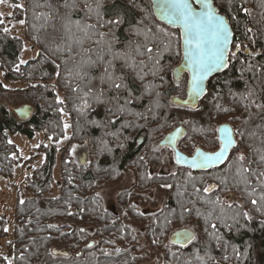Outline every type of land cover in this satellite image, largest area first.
<instances>
[{
  "label": "trees",
  "instance_id": "trees-1",
  "mask_svg": "<svg viewBox=\"0 0 264 264\" xmlns=\"http://www.w3.org/2000/svg\"><path fill=\"white\" fill-rule=\"evenodd\" d=\"M12 1L24 39L5 31L0 15V177H12L20 160L9 135L43 133L50 142L25 162L45 156L15 204L0 264H264V0H212L234 42L228 69L196 108L173 103L187 92L188 78L173 75L181 36L156 19L150 0ZM25 41L38 55L21 63ZM23 106L33 108L27 121L15 115ZM221 125L232 127L236 146L208 172L177 167L159 147L183 128L181 153H213ZM74 145L86 148L84 166ZM168 162L172 173L159 175ZM127 174L132 186L106 207L101 190ZM7 225L0 218V241ZM185 229L193 241L172 245ZM141 236L155 251L149 260Z\"/></svg>",
  "mask_w": 264,
  "mask_h": 264
},
{
  "label": "snow or ice",
  "instance_id": "snow-or-ice-1",
  "mask_svg": "<svg viewBox=\"0 0 264 264\" xmlns=\"http://www.w3.org/2000/svg\"><path fill=\"white\" fill-rule=\"evenodd\" d=\"M196 2L201 5L199 11L192 7L189 0H163L159 9L163 19L182 30L185 55L183 67L191 73L189 97L192 100L198 98L204 91V81L209 73L228 66V51L232 37L228 23L223 17L217 15L211 0H196ZM0 15L3 14L0 13ZM110 23L118 24L119 21H110ZM248 31L250 32L251 29ZM115 87L120 88L121 85L116 84ZM257 107H264V105H257ZM219 131L223 133L220 137L219 150L206 153L197 149L191 159V167H208L225 159L226 153L235 143L234 132L227 126H222ZM182 159L185 158L177 153V162L179 163ZM239 159L244 161L245 157L240 156ZM261 161H264V155L261 156ZM261 199H264V195ZM251 202L254 205L257 204L255 199ZM178 235L185 240L191 239L186 232Z\"/></svg>",
  "mask_w": 264,
  "mask_h": 264
},
{
  "label": "rangeland",
  "instance_id": "rangeland-1",
  "mask_svg": "<svg viewBox=\"0 0 264 264\" xmlns=\"http://www.w3.org/2000/svg\"><path fill=\"white\" fill-rule=\"evenodd\" d=\"M20 6L23 5L24 0H16ZM14 2L12 0H0V13H2L3 23L12 35H16L24 39L23 26L18 24L13 17ZM38 55V49L33 47L30 43L25 41V50L21 56V61L27 62L30 59L35 58ZM0 81L3 82V76L0 72ZM7 87L19 88L22 87V83H10L5 82ZM66 120L68 117L65 116ZM68 128V126H67ZM69 131H67V137ZM10 143L16 145L20 151L19 163L14 168V175L9 178L0 177V218L5 217L8 225L7 231L9 236L0 241V252L5 254V245L12 239V233L14 228V208L17 200L21 196H28L24 191L25 181L32 174V172L41 167L44 162L45 156L42 154L38 159L34 160L32 163L26 165V161L30 158L31 154L35 152V148L40 145H48L49 140L44 136L43 133H36L34 137L30 138L21 134L9 135ZM62 145V143H61ZM64 145V143H63ZM72 150L73 159L79 163V158L85 154L86 148L84 146L74 145ZM56 184L52 190L51 196H58L59 182L61 181L58 165L55 171ZM132 186V180L129 174H127L124 179L116 184L101 190V195L104 199L106 207L111 208L115 202V198L121 193L125 192ZM159 209V208H157ZM149 212V211H148ZM125 214V213H124ZM126 215V214H125ZM127 223V222H126ZM131 225V222H128ZM139 230L143 229V226H137ZM142 233V232H141ZM139 248L141 255L149 260L152 255L155 254L145 239L141 236L139 238Z\"/></svg>",
  "mask_w": 264,
  "mask_h": 264
},
{
  "label": "water",
  "instance_id": "water-1",
  "mask_svg": "<svg viewBox=\"0 0 264 264\" xmlns=\"http://www.w3.org/2000/svg\"><path fill=\"white\" fill-rule=\"evenodd\" d=\"M150 2L152 4L153 12H154V15H155L156 19L160 23L166 25L167 27L172 28V29H175V30H178L180 32V36H181L182 61L179 64V66H177V68L174 70L173 75H174V79L176 81H180L183 78V76L187 75V77H188V81H187V92H186V98L185 99H183V100L182 99H174L173 100V103H175L177 105H180V106H184V107L196 108L198 106V104L200 103V101L206 95L208 82L212 78H214V77H216V76L224 73L228 69V66H229V57H230V54H231V51H232L233 42H234V33H233V31H232V29L230 27V24H229L228 20L224 16H222L221 14H219L218 9L214 6L213 1L211 0L212 6L215 8L217 15H219V16H221V17L224 18V20L228 23L229 29H230V31L232 33L231 42L229 44V51H228V66L226 68H222V69H219V70H215V71L209 73L208 76L206 77L205 81H204V85H203L204 91L201 93V95L198 98H196L195 100H192L189 97V82L191 80V73L187 69H185L183 67V65L185 63V55H184V45H183V39H182V30L178 26L168 23V21L166 19H163L161 17V14H160V10L159 9H160V6L163 4V0H150ZM189 3L197 11L200 10L201 5L199 3H197L196 0H189ZM32 114H33V108L30 107V106H23V107L15 110V115H16V117L20 121H27L32 116ZM222 126H227L230 129H232V127L229 126V125H221L218 128L219 147H220V137L223 136V133L220 132L219 129ZM184 135H185V130L183 128H178L175 131L169 133L167 136H165V138L161 141V143L159 144V146L161 148H170L171 150H173V152H174V158H175V164H176L177 167L189 169V170L194 171V172H208V171H210L212 169H216V168L221 167L222 165H224L226 163L227 159L230 156L231 151L236 146V141H235V136H234L235 143L233 144L232 148L229 149V152L226 153L225 159L223 161L217 162L214 165H211V166H208V167H202V168L201 167H191L190 166L191 159L196 154V151H195V153H194V155L192 157H189V156H186L183 153H181L179 151V149H178V143L184 137ZM177 153H179L181 157L185 158V159H182L179 163L177 162ZM206 153H208V152H206ZM86 163H87V156H86V154H83L80 157V159H79V164L82 165V166H84ZM212 191H213V187L208 188V192H212ZM185 232L191 237L190 240H185L183 237H181V236L178 235L179 233H185ZM193 239H194V235H193V233L190 230H188V229L179 230V231L175 232L171 236L170 243L172 245H174V246H179V247L185 248V247H187L193 241ZM91 246H93V243L90 244V247ZM53 253H55V254H53L55 256H64V257H67L68 256V254H66V253L64 254V253H61V252H58V251H55V250L53 251Z\"/></svg>",
  "mask_w": 264,
  "mask_h": 264
},
{
  "label": "flooded vegetation",
  "instance_id": "flooded-vegetation-1",
  "mask_svg": "<svg viewBox=\"0 0 264 264\" xmlns=\"http://www.w3.org/2000/svg\"><path fill=\"white\" fill-rule=\"evenodd\" d=\"M186 77H187V75H185ZM185 76H183V78L182 79H184L185 78ZM188 78V77H187ZM181 79V80H182ZM180 80V81H181ZM179 82V81H178ZM160 147V146H159ZM161 148V147H160ZM168 149H170V148H168ZM171 150V149H170ZM172 151V153H173V156H174V152H173V150H171ZM216 152V151H215ZM161 153H163V157H165V152H161ZM194 155V154H193ZM192 155V156H193ZM192 156H189V157H192ZM174 162H175V158H174ZM176 165V164H175ZM159 173V175H166V174H170V173H172V166L170 165V162H168L167 164H163L162 166H161V169H160V171L158 172ZM140 194H142V193H140ZM159 201H162V200H159Z\"/></svg>",
  "mask_w": 264,
  "mask_h": 264
}]
</instances>
